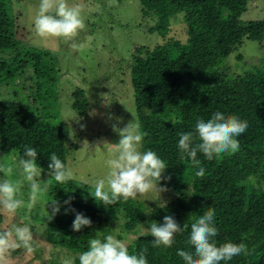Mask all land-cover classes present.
I'll return each mask as SVG.
<instances>
[{"label":"trees","instance_id":"1","mask_svg":"<svg viewBox=\"0 0 264 264\" xmlns=\"http://www.w3.org/2000/svg\"><path fill=\"white\" fill-rule=\"evenodd\" d=\"M14 1L0 0V56H3L0 73L9 79L19 70L31 67L41 79L40 84L49 75L39 64L48 52L22 47L23 42L16 38L14 12L11 13ZM249 1L140 0L147 29L162 35L163 42L135 46L128 74L138 121L147 133L141 151L152 150L166 162L165 178L158 187L171 192L173 198L158 208L154 203L146 206L136 199H121L106 207L89 194L90 185L84 181L75 178L57 184L52 180L47 195L59 200L62 207L45 225L44 232L55 247L65 248L77 257L75 264H79L78 256L87 250L91 238L111 232L113 218H123L124 228L137 233L152 218L163 224L165 216H172L183 224L209 208L214 210L217 244L244 243L248 248L249 254L221 264H264V19L241 20ZM179 13L186 24V41L167 36L172 18ZM249 41L260 44L261 57L245 71L233 72L229 58ZM238 58L241 60L243 55ZM52 95L49 93L43 99L50 103ZM73 96V108L87 118L89 102L85 89L78 87ZM49 103L46 107H53ZM217 111L246 120L248 128L236 137L238 152L212 160L198 153L205 175L197 177V169L190 161L179 157V133L194 131L197 120L207 121ZM70 132L64 122H50L27 104L0 99V152L5 156L20 158L24 147L31 146L38 152L37 164L41 169L48 170L53 152L67 166L69 150L79 146L71 141ZM13 174L17 177V173ZM70 196L74 199L64 205L63 201ZM43 207L38 204L34 212L37 214ZM32 212L17 211L24 217L22 225L29 223L37 230L34 224L39 221L33 217L39 220L43 215L38 217ZM75 212L90 218L92 226L73 231ZM188 235V232L178 234L171 248H154V237L139 235L128 245L129 252L138 254L146 248L148 264H184L177 252L193 250L187 243ZM23 252L18 249L11 255ZM35 258H42V254L37 253Z\"/></svg>","mask_w":264,"mask_h":264},{"label":"rangeland","instance_id":"2","mask_svg":"<svg viewBox=\"0 0 264 264\" xmlns=\"http://www.w3.org/2000/svg\"><path fill=\"white\" fill-rule=\"evenodd\" d=\"M39 3L40 0H15L11 13L14 12L16 38L23 42L22 47L35 49L38 53L48 52L46 59L39 64L48 70L49 75L39 84L41 79L33 74L34 68L31 67L19 70L15 77L9 79L3 78L0 73V99L27 104L50 122H64L71 131V141L79 143L78 147L69 150L67 166L73 169L75 178L90 182L106 174V161L116 154L115 145L120 137L111 126L117 123L114 118H121L120 127L133 120V115L138 120L131 76L128 74L135 46L163 42V36L147 29L141 14L140 0H69L70 4L82 6L85 28L73 41L61 38L40 39L33 31V18ZM177 16L172 18L167 36L186 41L187 28L182 13ZM258 19H264V0H250L248 10L241 16V20L246 22ZM73 43L77 45L76 48L72 47ZM262 52L259 43L246 42L229 58L231 70L245 71L257 62ZM239 54L243 55L241 60ZM78 87L85 89L89 102L87 118L81 117L73 108V93ZM49 93H53L50 103L43 99ZM48 103L53 107L47 108ZM110 116L114 118L109 119ZM18 159L17 156H5L0 152V165L14 167ZM46 170L41 169V177L38 178L41 183L50 178ZM2 177L3 173H0ZM10 178L15 180L19 177L12 174ZM24 191L26 198L27 189ZM47 192L41 206H46L52 200ZM172 198V193L167 190H153L138 196L136 200L146 206L154 203L158 208L165 206ZM40 210L37 213L39 215L34 211L31 214L40 217ZM19 212L23 214V209ZM148 212L151 214V210ZM0 214L3 218L0 221L2 229H9L13 224H23L24 217L18 213L10 215L1 210ZM33 219L39 221L34 224L37 230L30 228L40 249L32 255H27L25 251L16 256L11 255L10 264H61L62 257H75L69 250L55 247L46 239L44 227L49 221L44 216L39 220L35 217ZM124 221L120 217L113 218L109 234L129 245L137 236L148 234L149 222L156 220L152 218L142 224L137 233L125 229ZM34 222L31 220V223ZM27 225L30 226L29 223ZM37 253H41L42 258H35Z\"/></svg>","mask_w":264,"mask_h":264},{"label":"clouds","instance_id":"3","mask_svg":"<svg viewBox=\"0 0 264 264\" xmlns=\"http://www.w3.org/2000/svg\"><path fill=\"white\" fill-rule=\"evenodd\" d=\"M81 5H73L69 0H40L38 10L33 18V31L40 39L61 38L73 41L81 30L85 28ZM76 48L75 43L72 44ZM133 115V114H132ZM124 127L119 117L115 119L112 129L120 139L115 145L116 154L106 161L107 172L104 176L85 183L90 185L89 194L98 204L106 207L116 205L121 199L135 200L153 190L164 191L158 187L165 178L166 162L152 150L141 151V146L147 133L142 131L140 122L135 118ZM173 124L176 121H172ZM194 131L179 133V157L188 159L197 169L195 175L203 178L205 169L197 158L202 153L206 159L222 157L224 154H234L239 151L240 145L236 137L243 134L248 128V122L234 115H225L215 112L211 119L197 120ZM84 143H88L85 141ZM104 144H110L105 142ZM38 152L34 147L25 146L23 155L14 162L13 166L0 165V210L10 215L24 209L32 212L38 204H42L43 196L47 192L52 180L57 184H65L75 179L73 169L57 156L50 155L48 176L46 182L41 183V167L37 164ZM18 179H11L13 172ZM167 179H171L170 176ZM27 189L26 198L25 191ZM83 188V187H81ZM86 198V197H85ZM74 197L63 201L64 205L70 204ZM62 204L59 200L52 199L42 208V215L51 221L60 213ZM67 209L65 214H67ZM72 211H75L72 209ZM148 234L154 239V248H171L175 237L188 232L187 243L193 250H178L177 254L183 258L184 264H221L231 261L241 254L247 255L248 248L244 243L225 242L217 244L215 237L218 229L214 223V210L209 208L202 215H198L191 222L183 224L177 222L172 216H165L163 224L151 221ZM92 221L82 213L75 212L71 225L75 232L85 227H91ZM34 233L27 224H13L11 228L0 230V264H10L12 252L23 249L27 255H32L37 250ZM147 249H142L138 254H130L126 242L112 234L91 238L88 248L79 254V264H148L146 259ZM77 257H62L61 264H75Z\"/></svg>","mask_w":264,"mask_h":264}]
</instances>
